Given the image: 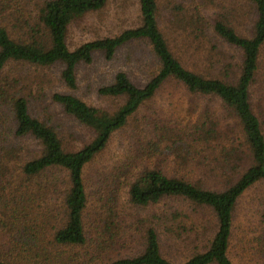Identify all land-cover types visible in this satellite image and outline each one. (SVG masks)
Masks as SVG:
<instances>
[{"label":"trees","instance_id":"obj_1","mask_svg":"<svg viewBox=\"0 0 264 264\" xmlns=\"http://www.w3.org/2000/svg\"><path fill=\"white\" fill-rule=\"evenodd\" d=\"M106 1L43 0L30 32H18L19 35L14 37L3 23L12 13L8 12V3L0 0V73L10 61L41 67L61 63V78L73 88L76 66L91 63L94 52L101 51L107 60H111L121 47L137 40L148 42L159 63L157 71L143 86L135 85L125 71L119 70L110 84L99 88L102 95L125 98L124 103L114 111L96 108L72 94L53 95V100L68 115L95 132L90 142L75 151L65 150L56 131L30 114L24 97L16 94L10 96L13 134L31 138L41 150L36 157L20 165L19 173L14 168L0 167V184L10 183L5 177L7 175L11 180L24 177L49 191L45 195L47 205L40 216L44 214L48 223L52 224V255H47L42 248H30L39 241L40 233L34 231L38 227V219L36 216L31 219L29 212L25 214L30 199L21 194L13 199L12 206L0 208V219L4 220L7 213L12 214L7 218L12 220L13 227L21 228L23 237H26L22 240V246L16 249L15 256H11L12 260L0 259V264H71L65 258L74 259L75 255L59 257L62 249H74L85 245L88 240L99 242L103 238V221L108 219L107 214L116 212V204L109 200L110 192L118 189L114 187L115 182L110 185L106 183L104 187L96 182L89 183L86 169L104 152L112 135L125 127L140 107L169 80L179 84L194 101L199 102L202 98L213 102L215 109L208 108L207 102L202 107L201 102L196 103L198 109L190 110L184 124L177 121L156 135L155 145H161L158 140L167 142L163 149L178 151L185 166L195 169L197 173H205L212 185L173 177L156 167H144L128 173L125 178L123 176L128 203L145 209L172 201L208 209L214 215V232L198 251L181 262H174L162 254L159 235L150 226L146 230L144 248L139 254L117 258L107 264H233L228 252L237 203L252 187L264 183L263 123L251 102V89L264 49V0H245L253 3L256 10L251 36H241L221 21H216L213 26L214 33L220 39L242 54V61L237 67L238 75L232 81L205 77L183 66L160 31L157 0H138L139 26L125 29L116 36L85 42L70 50L66 43L70 23L76 17L102 8ZM16 21V24L19 23L18 18ZM35 179H43L44 182L50 180V183L41 186ZM31 189L29 185L28 191ZM53 192H57V196L51 195ZM187 214L190 213L180 206L169 212L153 214L151 220L156 219L158 224H176L180 218H187ZM172 228L176 230L172 226L170 232H174ZM28 244L30 246L25 247ZM260 251H264V246L258 249Z\"/></svg>","mask_w":264,"mask_h":264},{"label":"rangeland","instance_id":"obj_2","mask_svg":"<svg viewBox=\"0 0 264 264\" xmlns=\"http://www.w3.org/2000/svg\"><path fill=\"white\" fill-rule=\"evenodd\" d=\"M5 1L12 15L5 18L3 23L11 35L17 37L18 32H30L43 0ZM157 1L160 31L183 66L205 77H218L227 81L237 77L242 54L220 39L214 33L213 26L216 21H221L239 35L251 36L256 16L253 3L245 0ZM16 18L19 19L17 24ZM140 19L138 0H107L102 8L76 17L70 23L66 31L67 46L73 50L88 41L116 36L125 29L139 26ZM260 55V69L251 89V102L264 130V49ZM158 67L159 63L150 45L143 40L124 45L111 60H107L101 51L94 52L91 63L76 66L73 88L67 86L61 78V63L41 67L22 61H10L0 73V167L14 168L19 173L20 165L36 157L41 150L31 138L16 137L13 134L11 127L14 126V119L9 104L12 94L26 99L30 114L56 131L65 150L75 151L90 142L95 132L68 115L53 100V95L72 94L96 108L114 111L124 103L125 98L102 95L99 88L110 84L119 70L125 71L135 85L143 86ZM193 101V97H189L179 84L169 80L151 100L140 107L125 127L112 135L104 152L87 167L86 176L89 183L96 182L102 187L106 183L110 185L115 182L114 187L118 190L110 192L109 200L116 204V212L113 215L107 214L108 219L104 220L106 223L103 221L104 236L99 242L88 240L81 247L62 249L59 257L75 255L74 259L65 258L71 264H107L117 258L137 255L144 248L146 230L150 226L159 235L162 254L174 262L185 260L211 239L215 220L208 209L172 201H167V204L164 201L145 209L137 208L128 203L127 189L123 185V176L125 178L128 173L144 167H156L173 177L212 185L205 173H197L195 169L186 167L178 151L173 148L163 149L167 142L158 140L161 145H155L156 135L177 121L184 124L190 110L197 107L196 103L201 102L202 107L207 102L208 108L215 109L213 102L202 98L199 102ZM123 164L126 167H122ZM5 177L10 183L0 184V208L12 206L13 199L21 194L28 197L30 201L25 214L29 212L31 219L37 217L38 227L34 231L40 233L39 241L30 248H42L51 256V223H48L44 214L40 216L41 210H45L47 205L45 195L49 191L24 177L13 180L9 175ZM211 179L216 181V178ZM35 180L41 186L50 183V180ZM29 185L32 188L30 191ZM51 195L57 196V192ZM180 206L190 214H187V218H180L176 224H158L156 219L151 220L153 214L169 212ZM263 210L264 183H261L247 191L237 203L228 252L233 264H264V251L258 252L264 246ZM11 215L7 213L4 220L0 219V259L4 261L12 260L11 256H15L16 249L22 246V240L26 237H23L21 228L13 227L12 220L7 218ZM172 226H175V231L172 228L174 232H170ZM19 258L22 259V256Z\"/></svg>","mask_w":264,"mask_h":264}]
</instances>
